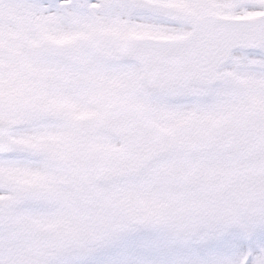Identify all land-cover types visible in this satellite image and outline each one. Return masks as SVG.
<instances>
[{"label": "snow or ice", "instance_id": "1", "mask_svg": "<svg viewBox=\"0 0 264 264\" xmlns=\"http://www.w3.org/2000/svg\"><path fill=\"white\" fill-rule=\"evenodd\" d=\"M0 264H264V0H0Z\"/></svg>", "mask_w": 264, "mask_h": 264}]
</instances>
